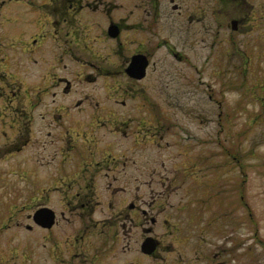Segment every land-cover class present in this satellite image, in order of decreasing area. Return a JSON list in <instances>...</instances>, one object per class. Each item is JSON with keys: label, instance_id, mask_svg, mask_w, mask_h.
<instances>
[{"label": "flooded vegetation", "instance_id": "obj_1", "mask_svg": "<svg viewBox=\"0 0 264 264\" xmlns=\"http://www.w3.org/2000/svg\"><path fill=\"white\" fill-rule=\"evenodd\" d=\"M259 1L264 0L42 3L31 24L42 22L51 31L45 71L49 78L42 82L40 74L28 86L16 80L17 91L5 113L0 112V214L12 209L0 228L20 226V210L29 209L23 225L27 231H44L46 240L55 243V229L70 230L61 241L72 257L61 263L103 264L104 258L105 264H115L118 255L130 251L139 261L160 256L163 235L154 229L177 226L182 203H170L175 195L203 190L207 195L200 203L217 200L223 211L242 207V196L231 199L241 189L237 182L229 192L227 186L213 195L206 192L201 177L213 155L147 153L148 148L161 149V139L172 126L150 101L145 82L159 71L156 55L161 48L177 62L184 59L177 51V34L199 37L209 50L207 61L213 45L228 41V31L251 33ZM164 29L175 36L174 44L162 37ZM36 33L28 45L42 38ZM230 42L235 44L231 38ZM150 131L152 145L147 141ZM187 138L192 142L194 136ZM222 150L226 156L228 150ZM232 159L238 164V157ZM26 195V201L18 203ZM224 198L232 201L223 203ZM202 221L196 226L205 232L211 222ZM148 239L152 251L144 253ZM194 242L198 259L196 249L206 248L198 239ZM231 242L223 236L212 258L225 264L221 259L229 255ZM204 259L210 264L209 255ZM138 260L123 258L122 264H139Z\"/></svg>", "mask_w": 264, "mask_h": 264}, {"label": "rangeland", "instance_id": "obj_2", "mask_svg": "<svg viewBox=\"0 0 264 264\" xmlns=\"http://www.w3.org/2000/svg\"><path fill=\"white\" fill-rule=\"evenodd\" d=\"M46 1L0 0V112H4L9 98L17 91L16 80L28 86L27 82H36L40 74L42 82L46 76L51 31L45 30L42 22L37 26L31 24V18L39 15L37 9ZM254 17L251 33L228 31V41L213 45L207 61L209 50L199 37L177 34V51L184 59L177 62L161 48L156 55L161 61L159 71L145 82L150 101L161 108L165 121L172 126L161 139V149L155 146L148 148L147 153L213 155L209 167L203 168L206 175L201 177L207 183L206 192L213 195L222 186H227L229 192L237 182L241 189L231 199L237 201L242 196L244 206L223 211L217 200L210 205L206 200L200 203L207 195L203 190L175 195L170 203H182L177 226L154 229L158 236L163 235L160 256L144 258L145 263L136 258V252L130 251L128 255H118L115 264H122L123 258L138 260L139 264H204L206 255L210 264H220V258L215 260L212 256L225 235L229 242L232 240L229 255L221 259L225 264H264V1H259ZM34 33L42 38L36 45H28ZM161 35L170 44L175 43V36L165 29ZM230 38L234 45L230 44ZM235 45L241 48H234ZM151 134L152 131L148 132V144L153 140ZM188 136H194L192 142H187ZM217 139L223 148L218 147ZM222 149L231 155H222ZM231 156L238 157V164ZM225 195L229 197V193ZM22 198L18 203L26 201L27 195ZM231 199L224 198L223 203ZM11 210L4 209L0 221H7ZM29 212L20 210V226L0 228V264H66L72 251L65 250L62 241L71 235L70 230L66 228L63 232L64 228L58 227L52 234L55 243L49 242L44 231L23 228ZM199 219L211 222L205 232L201 225L196 226ZM199 235L200 238L194 239L206 249L201 252L196 249L200 255L196 259L193 236ZM101 262L105 264L104 258Z\"/></svg>", "mask_w": 264, "mask_h": 264}, {"label": "water", "instance_id": "obj_3", "mask_svg": "<svg viewBox=\"0 0 264 264\" xmlns=\"http://www.w3.org/2000/svg\"><path fill=\"white\" fill-rule=\"evenodd\" d=\"M39 224L44 226V227H47L46 224H44V222L40 219L39 220ZM142 251L144 253H151V239H148L147 241H145V243L143 244L142 246Z\"/></svg>", "mask_w": 264, "mask_h": 264}, {"label": "trees", "instance_id": "obj_4", "mask_svg": "<svg viewBox=\"0 0 264 264\" xmlns=\"http://www.w3.org/2000/svg\"><path fill=\"white\" fill-rule=\"evenodd\" d=\"M226 154H228V152H225ZM230 153V152H229Z\"/></svg>", "mask_w": 264, "mask_h": 264}]
</instances>
